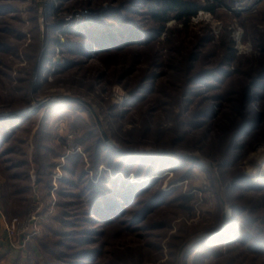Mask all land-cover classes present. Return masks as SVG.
I'll use <instances>...</instances> for the list:
<instances>
[{
  "label": "rangeland",
  "instance_id": "obj_1",
  "mask_svg": "<svg viewBox=\"0 0 264 264\" xmlns=\"http://www.w3.org/2000/svg\"><path fill=\"white\" fill-rule=\"evenodd\" d=\"M167 1L0 0V264H264V0Z\"/></svg>",
  "mask_w": 264,
  "mask_h": 264
},
{
  "label": "trees",
  "instance_id": "obj_2",
  "mask_svg": "<svg viewBox=\"0 0 264 264\" xmlns=\"http://www.w3.org/2000/svg\"><path fill=\"white\" fill-rule=\"evenodd\" d=\"M223 3V0H204V2H200L199 0H168L166 4H164L158 10H152L151 16L154 18V20L160 23L161 28H163L164 22L169 18L168 14L170 11H174L173 15L177 21L186 22L199 10H207L213 12L216 9L217 5H221ZM107 35L108 34L106 33H104V35H101L100 40L105 39ZM224 46L226 51L223 58L225 59V62H232L236 59L235 50L230 43H224Z\"/></svg>",
  "mask_w": 264,
  "mask_h": 264
},
{
  "label": "built area",
  "instance_id": "obj_3",
  "mask_svg": "<svg viewBox=\"0 0 264 264\" xmlns=\"http://www.w3.org/2000/svg\"><path fill=\"white\" fill-rule=\"evenodd\" d=\"M34 219L33 216H28L25 220H19L17 217L11 218L5 225L8 237L12 239L14 246L21 245L19 242V236L22 237V245H24L33 234H37L38 231L32 229L31 222Z\"/></svg>",
  "mask_w": 264,
  "mask_h": 264
},
{
  "label": "water",
  "instance_id": "obj_4",
  "mask_svg": "<svg viewBox=\"0 0 264 264\" xmlns=\"http://www.w3.org/2000/svg\"><path fill=\"white\" fill-rule=\"evenodd\" d=\"M21 112H16V113H14L13 115H18V114H20ZM104 135V137L106 138V135L105 134H103Z\"/></svg>",
  "mask_w": 264,
  "mask_h": 264
}]
</instances>
